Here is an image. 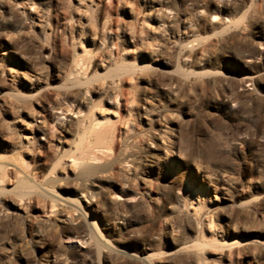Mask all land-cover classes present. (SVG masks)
<instances>
[{
	"label": "bare ground",
	"instance_id": "obj_1",
	"mask_svg": "<svg viewBox=\"0 0 264 264\" xmlns=\"http://www.w3.org/2000/svg\"><path fill=\"white\" fill-rule=\"evenodd\" d=\"M24 1L0 0V27L12 17L34 21L43 39L51 45L46 57L48 64L64 51L66 43L77 39L79 48L78 52H69L70 61L61 69L51 66L50 70H22L18 67L22 56L16 48L7 51L11 36L0 28V119L8 130L18 128L19 141L21 138V144L29 147L32 160L51 158L47 173L26 174L45 184L68 174L72 179L93 185L88 178L104 176L108 167L124 173L127 170L123 180L133 196L125 195V185L119 179L114 180L119 194L103 192L100 196L112 206L136 200L141 212L153 218L154 236H143L137 241L142 246L156 243L158 252L133 254L129 256L131 260L173 264L179 255L190 251L186 257L190 264H264V124L253 131L250 124H244L245 134L232 144L240 161L247 158L254 162L257 180H232L222 171L219 186L218 179L204 164L209 158L215 159L218 153L230 151L226 140L216 146L209 144L210 139L217 141L224 136L212 132L207 124L208 132L196 133V141L187 148L182 135L185 122L193 133L201 124V119L190 113L178 97L180 91L188 88L196 89L194 95L190 93L192 101L196 102L207 87L215 94L219 92L221 97L214 102L212 113L225 115L229 124L240 113L254 116L255 111L264 112V47H259L257 56L248 53L246 48L259 46L251 31L247 30L244 35L247 37L242 53L233 57L235 63L249 72L237 71L223 58L213 63L218 71L210 76H204L202 71L210 56L199 47L200 36L216 35L220 32L218 28L228 35L232 32L230 27L235 28L237 24L222 4L224 1L50 0L42 7L27 10L21 6ZM245 4L241 1L237 8ZM61 11L70 19L59 17ZM72 18L77 20V28L73 36H67ZM256 22L264 37V18H256ZM83 38L90 40L87 47L91 51L82 46ZM97 52L102 53L98 67L90 75L80 76V69L88 65ZM159 76L167 81L165 104H154L149 97V90ZM15 83L42 99L41 104L40 100L35 103L41 114L31 116V121L24 122L20 115L30 110V97L6 88ZM137 84L141 85L142 92L136 101L142 110L133 114L128 105L133 103L131 91ZM94 95L114 109L98 111L97 108L94 113L97 105H93L84 112L80 107L82 104L87 107L83 96L94 101ZM111 119L117 123L105 126ZM56 133L72 141L71 144L62 141L67 145H58L57 154L52 156L49 153L51 143L57 139ZM122 133L128 140L125 150H120L117 142ZM57 142L60 143V139ZM108 146L112 155L104 156ZM17 161L9 169L10 161L0 160V184H5L4 171L8 169L7 177L20 194L14 203L15 211L45 216L46 227L55 234L56 259L70 264V260L83 253V246L93 249L95 257L100 252L106 253L100 251L96 228L94 233L76 209L60 202L56 204L57 197L35 190L29 180L20 176L23 162L18 158ZM231 168L237 175L242 172L239 163ZM38 182L44 186L41 184L44 182ZM148 193L152 194L151 198ZM80 196L85 198L87 206L94 199L91 194ZM54 210L60 211V215L53 219ZM91 211L92 217H99L97 210ZM235 212L239 216L237 220L232 217ZM0 215L11 217L14 214L0 208ZM163 217L175 230L162 231ZM245 217L253 218L257 224L259 220L263 223L258 226L240 223L238 219ZM185 228L189 234L185 233ZM113 253V257L112 254L106 257L108 263L105 264H112L117 255L126 252L116 248Z\"/></svg>",
	"mask_w": 264,
	"mask_h": 264
},
{
	"label": "rangeland",
	"instance_id": "obj_2",
	"mask_svg": "<svg viewBox=\"0 0 264 264\" xmlns=\"http://www.w3.org/2000/svg\"><path fill=\"white\" fill-rule=\"evenodd\" d=\"M49 1L50 0H25L21 4V6L24 5L26 7V10L29 9V7L32 9H36L42 7L43 5H46V3H48ZM221 1H224L222 4H224V6L230 12L231 15H229L236 19L237 24L235 25V28L230 27L229 31L232 30V32H230L228 35L222 34L221 28H218L217 31L220 32H218L216 35L202 34L200 36L199 47L205 50L210 56L209 63L206 64L202 70L204 72V76H210L213 72L218 71L217 66L213 65V63L218 62L219 58L225 59L230 66L235 67L237 71L241 73H247L250 71L249 69L244 70L243 68H241V66L235 63L233 59V57L239 56L240 53H242L245 45L244 41L247 37L244 35L247 30L251 31L254 35L253 38L259 42L258 47H245L248 53L253 56H257L260 52L259 47H264V37L261 36V29L259 27V24L256 22V18H264V0ZM241 1L246 4L244 7L238 9L237 5L240 4ZM59 17L70 19V16L62 11L59 12ZM70 21L72 22H70L67 26V36H73L75 29L77 28V20L75 18H72ZM0 28L7 34H9V36H11L9 40L10 45L6 46L7 51L8 49L16 48V50H18L20 55L22 56V60L18 62V67L22 70L27 71L30 69L40 68H44V70H50L51 66L56 67L57 69H61L65 67L70 61L69 52L79 51V48L76 47V42H78V40L74 39L73 41L66 43V47L63 49L64 51H61L60 54L53 57L54 59L52 58V64H48L49 59H46V57L49 55L51 45L49 41H45L43 39V37L41 36L40 28L34 21L31 22L30 20L28 21V19L27 21H25V19L23 18L12 17L11 20L2 23ZM17 36H20L19 40ZM81 41L82 46L91 51V48L87 47L90 45V40L83 38V40ZM67 47L70 49H68ZM101 55V52H97L96 55L90 58L88 65H85L83 68H81L82 70L80 69V76H83L84 74L90 75L91 73H93V71L98 67L97 64L102 57ZM255 67H257L258 69L259 66H254L253 68ZM166 83L167 81L165 78L163 79V77L160 76L156 77L151 89L149 90V97L152 99V102L154 104L166 103ZM6 88L8 89V91L12 90L24 94L26 93V95L30 97V112L27 111V113L20 114L24 122L31 121V116L34 118L38 116L41 110L35 103L38 100H40L38 101L40 102V104L42 103L40 95L30 93L28 90L24 89L22 86L16 83L8 85ZM82 90H84V88L79 91L80 96L82 94ZM132 90H134L131 91V99L133 103L132 105L131 103H129L128 107L131 113L135 114L137 112H141L142 110L140 105L136 101L137 97L142 92L141 85H135ZM193 90L196 91V89L188 88L186 90L180 91L178 95L182 105L184 104L185 107L190 109V113L195 114L197 118L201 119V122L199 121L201 124L197 126L195 133H193L191 129L188 130L187 122H185V125L183 126V130H185V132H182L184 145L188 148V146H190L194 142V140L196 141V133L200 134L208 132V128L210 127L209 129H211L212 132H219L222 136H224V139L221 138L217 141L210 139L209 144L216 146L217 143H224L223 141L226 140L225 143L229 147H231L230 151H227L225 154L218 153V156L215 159L209 158L210 161L207 159L208 163L204 164L205 166L207 165L206 167L204 166V168L211 175L218 179L217 186L221 184V180L223 179L220 177L223 174L222 171H225L224 175L226 178L232 180H236L237 178L242 182L252 181L253 179L257 180V176L254 173L253 169L254 162L247 158H245L243 161H240L236 156L235 148H233L232 144L238 136L245 134V131L243 130L244 124H250V129L252 131L257 127H262V125L264 124V112L255 111L253 112L254 116H251V114H249L248 112L240 113L236 120H234L233 123L231 122V124H229L226 122L228 121V118H226L225 115H215L212 113L214 102L217 100V98L219 99L221 97L219 92L215 94L213 91H211L210 87H207L206 90L201 94V96H199L200 98L198 97V100L196 102L195 99L192 101L190 96V93H194ZM83 97L87 107H85V104L80 105V107L84 112L89 111V107H93V105L94 107L95 105L98 106H96V109H94V113H96L95 111H97V108L98 111L107 109L109 111H112L114 109L113 107L105 104L103 98H97V95H94V97L96 98L94 101H90L87 96ZM75 107L76 104L73 105V109ZM75 110L76 109H74V111ZM113 122L117 123L115 119H111L108 122H105L104 125L107 126L109 124L108 126L110 127L115 124H113ZM110 123L113 125H111ZM3 124L4 123L0 119V160L10 161V165H8L9 169L13 168V162H18L17 158L18 160H21L23 162V172L19 171L20 176H24L27 181L29 180V184H31L32 187H35V190H40L39 192L46 193L48 197H57V200L54 199L55 202L58 201L56 202V204L60 202L76 209V212L81 214L84 220L87 222V225L90 226L89 228H92L94 233L96 231L98 232H96V234L101 245L100 251H106V253L100 252V255L98 254L99 257L97 254V256L95 257V255H93V249L87 247L85 248V246H83V253L77 256L75 259L70 260V264L108 263L106 257L111 256V254L113 257V252L116 250V248H120L126 253H122L123 255L121 254V256L117 255L115 259L112 260V264H148L144 261L131 260L129 256L133 254L141 256V254H143L144 252L145 254L158 252V245H156V243L152 245L142 246L137 241L143 236H148L150 238L154 236L155 228L153 226V218L141 212V209L139 208L138 202L136 200L134 202H128L123 205L112 206L108 203L107 200L100 196V193L103 192H116L119 194V189L114 185V180L116 181L118 179L125 185V195L127 197L133 196V194L130 193L129 188L126 186L128 184L123 180V175L127 173V170L124 173L117 169L112 168V170L110 169V167H108L104 170V176L99 175L100 177L96 176L88 178V180H92L93 185H90L88 181L72 179L68 174H66L65 177L61 176L60 179L59 177H55L56 179H59L60 182L56 179H52L51 182H47L45 184L43 180L32 179L33 177L27 174L32 172L36 175L38 174L37 176H39L40 174L47 173L51 166V158L50 160L44 161H35V159L32 160L29 154V147L21 144V138L19 141L20 135L18 128H9L8 130L6 127L7 125ZM207 124L209 125V127H207ZM210 132L211 131L209 130V133ZM56 137L57 139L51 143L52 146L49 154H52V156L54 155V153H56L55 150L57 149L58 145L65 146L67 144H71L72 141V138L68 136L62 137L58 133H56ZM59 139L60 143L57 142L59 141ZM117 140L120 150H125L128 148V140L126 139L124 133L117 137ZM62 141H66L67 144L63 143ZM110 151L111 150L108 146L106 149H104L103 155L111 156L112 154L110 153ZM216 160L218 161L215 163ZM236 163H239L242 167V172L240 175L234 173L231 168V165ZM37 169L39 170V172L37 171ZM147 170L150 171L149 169ZM8 171V169L4 171V173L6 174L5 184H0V208L14 215H11V217L0 215V264H62L55 257L57 251L56 238L54 236L55 234L46 227L43 221L45 216H43L42 213L18 214L15 211L16 208L14 206V203L20 198V194L14 187V183L11 182L10 179H8ZM38 181H40V183L44 182L41 183L44 186L38 184ZM47 186L49 188H47ZM43 187H46L47 189H44ZM80 194H84L85 196L91 194L92 196H94V199L92 202H89L87 206V204L84 202L85 198L80 196ZM151 197L152 194L148 193V198ZM81 209L83 210L85 215L81 213ZM91 209L95 211L97 210L99 212V217H92L91 215L94 213L91 211ZM59 215L60 211L54 210L51 214V218H57ZM232 217H236L235 220H237V218L239 217L238 213H233ZM248 217H245L244 219L240 218L238 220L240 223H245V225L258 226L263 223V220H259V223L257 224L255 220L253 221V218L248 219ZM91 221L94 224H92ZM171 227L172 226L168 223L167 219L163 217L161 225L162 231L165 232L169 229L175 230L174 225V228ZM94 228H96V231ZM184 231L186 234H189L187 228H185ZM189 252L190 251H187L179 255L173 264H190L186 259V257L189 256ZM125 255H127L128 258Z\"/></svg>",
	"mask_w": 264,
	"mask_h": 264
}]
</instances>
